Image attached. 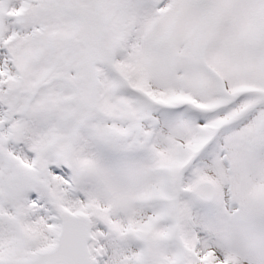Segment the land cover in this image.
Returning a JSON list of instances; mask_svg holds the SVG:
<instances>
[{
  "label": "snow or ice",
  "instance_id": "obj_1",
  "mask_svg": "<svg viewBox=\"0 0 264 264\" xmlns=\"http://www.w3.org/2000/svg\"><path fill=\"white\" fill-rule=\"evenodd\" d=\"M0 264H264V0H0Z\"/></svg>",
  "mask_w": 264,
  "mask_h": 264
}]
</instances>
